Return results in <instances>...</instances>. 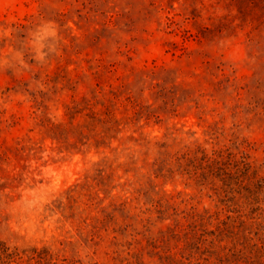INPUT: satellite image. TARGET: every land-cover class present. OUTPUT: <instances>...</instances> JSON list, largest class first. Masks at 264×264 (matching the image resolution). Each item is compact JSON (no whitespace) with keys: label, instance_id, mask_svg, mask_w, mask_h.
I'll use <instances>...</instances> for the list:
<instances>
[{"label":"rangeland","instance_id":"1","mask_svg":"<svg viewBox=\"0 0 264 264\" xmlns=\"http://www.w3.org/2000/svg\"><path fill=\"white\" fill-rule=\"evenodd\" d=\"M0 264H264V0H0Z\"/></svg>","mask_w":264,"mask_h":264},{"label":"trees","instance_id":"2","mask_svg":"<svg viewBox=\"0 0 264 264\" xmlns=\"http://www.w3.org/2000/svg\"><path fill=\"white\" fill-rule=\"evenodd\" d=\"M115 121L118 122V120H116V119H115ZM212 167H214V165H212ZM6 250H8V248H6ZM6 250H5V251H6ZM5 254H6V253H5Z\"/></svg>","mask_w":264,"mask_h":264}]
</instances>
